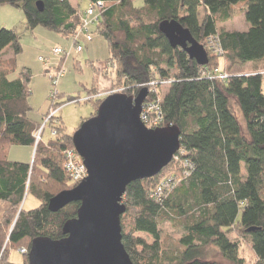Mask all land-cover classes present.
Here are the masks:
<instances>
[{
	"label": "trees",
	"instance_id": "1",
	"mask_svg": "<svg viewBox=\"0 0 264 264\" xmlns=\"http://www.w3.org/2000/svg\"><path fill=\"white\" fill-rule=\"evenodd\" d=\"M84 1L105 3L89 32L107 41L111 58L105 73L114 86L122 82L123 94L137 97L142 89L151 90V83L173 80L166 89L155 86L162 95L164 126L181 130V149L195 166L191 177L163 200L151 193L163 177L175 173L173 164L159 176L127 187L121 222L132 262L216 264L210 256L216 249L231 264H248L240 256V241L230 238L237 232L250 240L255 264H264V0H143L141 8L133 0ZM2 5L21 9L28 30L42 27L73 39L74 47L81 45L77 36L87 10L82 13L69 0H0ZM241 15L249 29L228 31L224 25ZM173 20L203 46L210 36H218L223 56L208 53V65L200 66L182 49H173L160 31L163 22ZM9 47L15 53L6 59ZM21 53L19 35L0 27V264H11L10 247L30 251L35 238L61 239L65 222L75 218L80 207L73 203L58 213L48 209L52 197L74 188L63 168L65 151L74 148L73 136L61 120L57 136L36 148L32 165L8 160L11 146L35 147L34 134L42 127L29 118L31 70L23 68L10 77ZM249 64L251 72L236 73ZM216 69L230 77L204 78ZM98 73L95 69L85 102L95 100ZM55 99L44 121L52 111L81 100L72 97L57 104ZM104 99L96 100V111ZM48 126L53 128V123ZM27 193L40 201L39 208L21 210ZM166 221L179 223L185 232L175 249H166L163 242L160 224ZM251 228L256 230L248 232Z\"/></svg>",
	"mask_w": 264,
	"mask_h": 264
},
{
	"label": "water",
	"instance_id": "2",
	"mask_svg": "<svg viewBox=\"0 0 264 264\" xmlns=\"http://www.w3.org/2000/svg\"><path fill=\"white\" fill-rule=\"evenodd\" d=\"M37 7L44 11L42 2ZM160 31L173 49H182L200 66L208 65L204 46L178 21L163 22ZM148 94L146 88L137 97L109 94L97 114L74 133V148L89 176L73 189L52 197L48 209L58 213L80 203L77 216L65 222L61 239L35 238L28 264H134L122 237L127 187L159 176L181 149L178 127L152 130L140 120Z\"/></svg>",
	"mask_w": 264,
	"mask_h": 264
},
{
	"label": "rangeland",
	"instance_id": "3",
	"mask_svg": "<svg viewBox=\"0 0 264 264\" xmlns=\"http://www.w3.org/2000/svg\"><path fill=\"white\" fill-rule=\"evenodd\" d=\"M133 3L136 8L144 6L143 0H133ZM81 5V10H86L87 3L81 2ZM201 16H204V14ZM238 22H234L230 27L232 26L233 29H241L243 24L242 22H240V24ZM0 27L13 30L19 35L22 53L17 56V70L10 77L14 78L19 75L23 68L31 70L33 75L30 86L32 95L29 99V103L32 111L29 114V118L34 123L41 126L44 125L46 121H44V119L50 112L52 102L51 93L53 91L56 92L59 97L54 101L57 104L64 103L65 100L72 97L81 99L79 103H68L56 110L57 118L61 120L66 133L73 136L80 126L86 120L94 117L98 111L95 109V100L91 102L85 101L88 99V92L94 85L95 68L108 62L111 58L109 46L105 38L99 33L93 35V39L90 43H86L84 39L81 38V45L84 47V52L77 53L73 39L71 38H66L59 33L42 27H38L34 31L28 30L26 28V18L23 11L9 5L0 6ZM55 48H61L65 52H68L69 55L62 60V55L55 56L53 54V49ZM14 53V47H9L4 52V58L8 59L13 57ZM41 58L45 61H42ZM221 66H223L222 61ZM114 67L115 66H113V68ZM48 69L51 70V72L58 69L66 71L64 76L59 79L56 86L52 85L50 73L47 72ZM251 70L252 66L248 65L243 69L239 68L235 71L236 73H242L251 72ZM103 87H105L104 84ZM122 88V82L117 80L116 86L113 84V93H123L117 92L121 91ZM234 110L237 115L239 114L242 120L237 107H235ZM51 131V127L47 125L46 131L42 136L43 143H49L55 138L51 135ZM34 151L35 147L11 146L8 151V160L14 163L32 165ZM40 204L38 199L27 193L21 205V210L29 212L39 208ZM160 228L166 249H175L181 238L185 235L179 223H171L169 221L162 222ZM140 235L152 243V239L148 235ZM230 238L240 241V256L244 258L248 264H255L256 257L252 251L250 240L248 238H242L241 234L237 232L231 234ZM21 249L9 248V262L11 264H26V257L20 253ZM210 256L216 264H231L224 259L216 249L211 250Z\"/></svg>",
	"mask_w": 264,
	"mask_h": 264
},
{
	"label": "built area",
	"instance_id": "4",
	"mask_svg": "<svg viewBox=\"0 0 264 264\" xmlns=\"http://www.w3.org/2000/svg\"><path fill=\"white\" fill-rule=\"evenodd\" d=\"M105 7L104 2H98L97 4H92L87 9L85 18L82 21V28L79 31V35L83 36L85 38L86 42H91L93 37L90 34L89 28L94 25L95 22V14L98 8ZM204 48L207 51V53H210L213 56L222 57L224 54L223 48L221 46L219 37L216 35L210 36L207 41L204 44ZM75 50L77 53H81L83 51V47L79 44L75 45ZM53 54L55 56H67L69 53L65 52L61 48H55L53 49ZM42 61H45L41 58ZM111 68L113 66L111 65ZM50 73V79L52 81V85L56 86L59 79H61L64 74L65 70L58 69L54 72H51V70L48 71ZM230 77V75L221 69H216L214 71H207L204 73V78L214 80V79H220V80H227ZM173 83V80L169 81H160L151 83L150 86L153 88L149 89L148 97L146 98L143 106H142V112L140 115V120L142 123L148 128V129H158V128H164L165 126V117L162 110V95L159 94L157 89H155V86L160 85L162 87L168 88ZM117 91V92H122ZM58 94L56 92L51 93V99L57 98ZM89 99V98H88ZM88 99L86 101H88ZM58 110V109H57ZM50 121L53 123V128H51V135L53 137L57 136V127L60 124V119L57 118V111H52L49 115V117L46 119L44 125L34 134L35 138V150L38 147L40 143L43 142L42 136L44 132L46 131L47 125L50 123ZM174 165V171L175 173L172 175H167L163 177L159 184L156 186V188L151 193V197L157 200H163L169 197L176 189V187L182 183L183 181L187 180L189 177H191L192 173L195 170L194 164L189 160L188 158V152L184 149H180L179 152L174 156L172 163ZM63 168L65 172L70 177V183L72 186L76 187L79 184H81L88 176V169L86 165L84 164L83 159L80 157L78 152L75 148L65 151L64 153V164ZM20 253L24 256H28L29 251L25 248H22L20 250Z\"/></svg>",
	"mask_w": 264,
	"mask_h": 264
},
{
	"label": "crops",
	"instance_id": "5",
	"mask_svg": "<svg viewBox=\"0 0 264 264\" xmlns=\"http://www.w3.org/2000/svg\"><path fill=\"white\" fill-rule=\"evenodd\" d=\"M69 1L74 8H77L82 13H84L90 5L89 3H87L86 10H81L82 9L81 8L82 7L81 2H85L84 0H69ZM236 21L237 22L239 21L238 22L239 24H240V22H242L243 26L241 29H233L232 26L230 27V25H232ZM224 26L228 31H231V32L232 31L244 32V31H247L249 29V24L246 22L244 15H241V16L233 19L232 21L227 22ZM81 38H83L85 41V38L83 36H80V39ZM86 43H90V42H86ZM83 52H84V50L81 53H83ZM250 65L252 66V64H249V66ZM107 68H108V66L106 63H104L101 66H97L95 68L99 72L98 75L96 76L97 77V95L95 96V101L106 98L109 94L113 93V79H112L111 75L105 73ZM103 84L105 85V87H103Z\"/></svg>",
	"mask_w": 264,
	"mask_h": 264
}]
</instances>
